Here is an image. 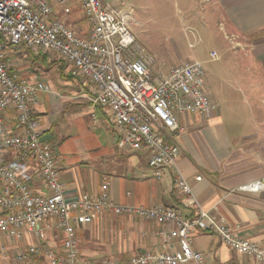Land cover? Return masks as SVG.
<instances>
[{"label":"crops","instance_id":"1","mask_svg":"<svg viewBox=\"0 0 264 264\" xmlns=\"http://www.w3.org/2000/svg\"><path fill=\"white\" fill-rule=\"evenodd\" d=\"M197 1L206 6L202 15L206 24L217 22L227 33L224 52L243 54L241 62L228 69L239 82L237 90L228 85L238 100L231 101L227 93L212 90L211 94L206 92L213 105L209 115L180 116L178 122L184 129L176 137L180 153L175 167L165 168L160 178L148 167L143 150L118 146L119 134L107 112L91 102V88L81 78L71 77L64 62L52 61H56L52 54L45 60L41 52L34 55L17 51L20 46L4 48L5 60L26 82H42L48 87L37 94L32 111L40 135L46 138L56 159L67 199L80 193L97 195L103 177H107L112 203L143 207L162 204L178 209L184 219L192 222L195 214L190 203L174 187L180 174L189 181L212 221L225 223L238 238L264 247V188L259 192L239 190L264 176V0ZM70 7L67 22L78 35H86L77 1ZM4 122L9 134L19 133L13 109L4 112ZM4 158L7 160L9 155ZM21 175L32 190L46 193L31 161L24 164ZM197 176L199 181L195 180ZM160 228L152 221L105 211L75 230L79 252L86 259L125 262L146 252L178 249L177 240L157 235ZM190 236L193 248L203 256L202 264H253L224 245L213 231L195 226ZM62 238L54 220L39 241L27 234L20 241L1 235L0 247L6 253H0V264H47L41 258L18 263L14 254L37 242L61 252Z\"/></svg>","mask_w":264,"mask_h":264},{"label":"built area","instance_id":"2","mask_svg":"<svg viewBox=\"0 0 264 264\" xmlns=\"http://www.w3.org/2000/svg\"><path fill=\"white\" fill-rule=\"evenodd\" d=\"M76 1L87 27L84 36L67 22L72 12L69 0H0V236L20 241L27 234L39 241L53 220L63 235L61 252L37 242L16 250L15 261L41 258L47 264H202L203 256L193 248L190 236L199 226L213 231L224 245L253 264H264V247L238 238L225 223L212 221L189 181L180 174L174 187L190 203L195 214L192 222L178 209L162 204L143 207L112 203L107 177H103L95 196L80 193L73 199L65 197L56 159L50 145L40 141L39 124L32 111L37 94L48 87L42 82L28 83L12 71L4 48L11 45L46 52L64 62L71 77L81 78L91 88V102L107 112L119 134L118 146L143 150L156 178L165 168L175 167L180 153L176 137L184 131L178 118L209 115L213 110L202 63L158 62L130 31L133 19L124 0ZM57 13L62 16L56 17ZM209 57L216 60L218 53L211 51ZM7 109L15 112L19 133H8L4 122ZM5 154L9 155L7 160ZM27 161L35 165L46 193L32 190L23 179L21 172ZM263 188L264 176L239 190L259 192ZM105 211L159 224L157 235L177 240L178 249L146 252L125 262L86 259L79 252L75 227L92 222ZM0 253L5 256L2 246Z\"/></svg>","mask_w":264,"mask_h":264},{"label":"rangeland","instance_id":"3","mask_svg":"<svg viewBox=\"0 0 264 264\" xmlns=\"http://www.w3.org/2000/svg\"><path fill=\"white\" fill-rule=\"evenodd\" d=\"M124 2L131 10L133 19L129 25L130 31L158 62L164 61L168 65H175L181 61L198 60L204 70L206 92L208 94H211L212 90L219 94L224 92L230 95L228 97L231 101L238 100V95L230 89L237 90L239 82H236L234 73L228 69L234 63L241 62L243 54L224 52V43L228 42L224 35L227 33L217 22L206 24L202 17L206 13L205 4L198 3L197 0L193 2L124 0ZM73 4L74 0H71L70 5ZM16 50H22L23 53L29 51L24 47H17ZM211 51L219 54L218 59L211 60L209 57ZM52 57L56 59L52 61L62 62L55 56Z\"/></svg>","mask_w":264,"mask_h":264},{"label":"trees","instance_id":"4","mask_svg":"<svg viewBox=\"0 0 264 264\" xmlns=\"http://www.w3.org/2000/svg\"><path fill=\"white\" fill-rule=\"evenodd\" d=\"M0 42H2V40L0 39ZM9 47H13V46H9ZM30 52H32L33 53V51H31V50H29ZM28 51V52H29ZM41 55L44 57V59L46 60V58L48 57V55H49V53H46V52H41Z\"/></svg>","mask_w":264,"mask_h":264},{"label":"water","instance_id":"5","mask_svg":"<svg viewBox=\"0 0 264 264\" xmlns=\"http://www.w3.org/2000/svg\"><path fill=\"white\" fill-rule=\"evenodd\" d=\"M40 141L45 142L46 141V138L45 137H41L40 138Z\"/></svg>","mask_w":264,"mask_h":264}]
</instances>
